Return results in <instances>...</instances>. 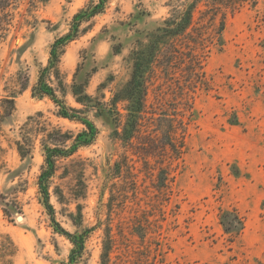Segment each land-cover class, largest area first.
Wrapping results in <instances>:
<instances>
[{"label":"rangeland","instance_id":"obj_1","mask_svg":"<svg viewBox=\"0 0 264 264\" xmlns=\"http://www.w3.org/2000/svg\"><path fill=\"white\" fill-rule=\"evenodd\" d=\"M29 1L12 5L0 44V112L4 98L16 97L15 111L0 121V233L18 248L14 264H69L74 247L40 202L42 140L53 129L75 137L84 127L59 117L32 88L51 45L90 0H46L32 12ZM230 1L220 8L202 0L194 27L161 47L147 75L146 36L186 0H109L67 47L64 88L53 81L59 97L84 110L72 89L85 84L100 103L86 113L97 140L59 159L49 183L56 222L85 237L77 264H264V0ZM138 58L145 97L133 133L124 130L125 104L119 125L106 104ZM24 133L33 149L23 160ZM167 133L184 141L180 158L166 149ZM232 210L244 220L234 236L220 216Z\"/></svg>","mask_w":264,"mask_h":264},{"label":"trees","instance_id":"obj_2","mask_svg":"<svg viewBox=\"0 0 264 264\" xmlns=\"http://www.w3.org/2000/svg\"><path fill=\"white\" fill-rule=\"evenodd\" d=\"M186 6L183 10L174 9L170 16L163 21L162 26L158 27L155 32L146 36V75L152 69L157 55L161 51V47L173 39L185 36L194 26V13L197 6L202 0H186ZM221 7L227 8L231 6L230 0H213ZM16 0H0V44L6 40L10 27H12V17L10 8ZM46 0H30L28 10L34 11L38 5L45 3ZM109 0H90L89 4L78 12L72 20L69 31L58 37L51 45L48 63L45 67L40 68L37 83L32 88V96L38 99L48 98L58 107V116L77 122L83 125L84 129L81 133L73 137L61 130L53 129L48 132L42 140V150L44 156V165L39 176L38 186L41 195L40 202L46 209L56 232L65 236L73 245L69 257V264H77L85 251V237L83 235H73L65 231L55 219V211L50 202L49 183L55 176L57 161L72 156L81 147L92 145L98 138L99 129L96 124L86 115L90 109L98 110L100 103L97 99L89 96L86 92L85 84L73 85L72 93L78 104L85 109L78 110L66 104L58 95V90L54 87L53 81L58 83L60 89L64 88L60 64L66 53L67 47L76 41L82 33V26L91 22L96 16L105 12ZM218 8V7H217ZM224 24L219 29L218 34L221 35ZM143 55V53H141ZM136 66L132 73L130 81L125 85L122 92L113 95V98L106 105L110 108V113L116 114V124H120L121 114L118 105L125 104L127 127L125 131H136L138 122L141 119L144 108V78L140 72L139 58L136 59ZM147 84V81H146ZM28 86L20 85L21 91L27 90ZM19 92H15L17 94ZM147 97V87H146ZM15 96H8L2 100V112H0V121L11 116L16 109ZM96 104V105H95ZM166 149L176 158H180L185 150L184 141H180L179 145L173 141L171 133H167ZM33 138L24 133L22 141L17 143V150L20 157L24 160L32 155ZM152 154V153H151ZM165 177V173L161 171ZM165 184V183H163ZM1 199H5L3 195ZM16 206V205H15ZM17 207V206H16ZM4 215L11 218V211L3 209ZM221 225L226 233L231 236L239 235L244 227V220L236 210L221 211ZM18 253V248L13 239L8 234L0 233V264H14Z\"/></svg>","mask_w":264,"mask_h":264},{"label":"water","instance_id":"obj_3","mask_svg":"<svg viewBox=\"0 0 264 264\" xmlns=\"http://www.w3.org/2000/svg\"><path fill=\"white\" fill-rule=\"evenodd\" d=\"M20 220H21V218H20Z\"/></svg>","mask_w":264,"mask_h":264}]
</instances>
